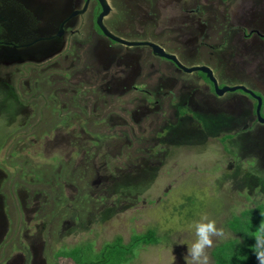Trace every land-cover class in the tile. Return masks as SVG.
Masks as SVG:
<instances>
[{
    "label": "rangeland",
    "instance_id": "rangeland-1",
    "mask_svg": "<svg viewBox=\"0 0 264 264\" xmlns=\"http://www.w3.org/2000/svg\"><path fill=\"white\" fill-rule=\"evenodd\" d=\"M3 1L32 40L57 33L73 2ZM109 1L131 30L179 53L184 66L212 63L221 88L264 95V43L238 30L261 25L254 19L264 0ZM88 23L70 22L79 37L51 48L0 47V264H61L59 250L90 241L99 251L151 229L167 239L132 264H185L190 225L203 214L226 234L208 249L215 264L214 249L233 236L230 219L264 204V125L255 122L254 99H217L201 73H177L147 49L109 53L89 38ZM128 64L136 69L118 81L116 67Z\"/></svg>",
    "mask_w": 264,
    "mask_h": 264
},
{
    "label": "flooded vegetation",
    "instance_id": "flooded-vegetation-1",
    "mask_svg": "<svg viewBox=\"0 0 264 264\" xmlns=\"http://www.w3.org/2000/svg\"><path fill=\"white\" fill-rule=\"evenodd\" d=\"M3 0H0V47H7V46H12L14 48H21V47H24V48H31L35 45H38V44H44L46 43V45L50 44V46H47V47H54L56 44V42L58 43L60 39H64L66 36H72V37H79V33L80 30L76 29V30H73L74 26H72L71 28L69 27V23L72 22V21H75L77 18H81L82 17H86L87 20L90 21V23L87 24V26L90 28L89 31L91 32V35L89 34V38H92L95 42H97L99 45H103L105 46V48H107V51L110 53V52H113L112 50H121V49H126L128 50L129 52H132L134 50H143V49H147L149 50V54L154 58V59H162L164 61H167L168 63L171 64V66L175 69V71L177 73H181L183 72L180 68H178L173 62H171L170 60H167V59H164V58H160L158 57L155 52H154V49L153 47L149 46V45H142V44H145V43H152V44H155L156 46L162 48L163 50H165V52L167 54H170V55H174L176 56L177 60L183 64V62L185 61L184 59H182L180 57V54L177 53V52H168L164 47L163 45H160L159 43H155V42H151V41H145L142 37L143 35L141 36L140 33L136 32L135 30H131L130 27V22H127L125 21V18L122 16L120 12L121 9H119L116 5H114L112 2H110L109 0H106L109 8H110V12L107 16H105L103 18V27L110 33L112 34L115 38H117L118 40H121V41H124L126 43H138L139 45L138 46H129L127 44H123L121 42H118V41H115V40H112L110 38H108L103 30L99 27L98 25V18L99 16L103 13V7H102V4L99 0H90L89 4H88V7H87V10L85 13L83 14H79L77 15L76 17H73L69 22L65 23V21L69 18L70 15H72L73 13L75 12H78V11H83L85 6L87 5L88 3V0H73V2H71L70 0V4H72L70 7H68V10L70 13L67 14L66 10H59L57 13L60 14L62 12H66L65 16L62 17L60 19L59 22H56V25L57 23L60 24L59 26V29H58V32L55 33L54 35H51V36H44V37H40V38H37L35 37V40H32V36L30 33H28V35L26 33H24V31H21V29L19 28L18 24H21V19H20V12H12L10 14H8L6 11H7V7H8V4L5 3V1ZM45 1H48V0H43V2ZM50 1V0H49ZM51 1H54V0H51ZM61 1V0H60ZM76 1V2H74ZM29 2V1H28ZM5 6V7H4ZM263 12L259 14H257V17L254 19V21H258L259 19H262L261 20V25H257L255 26V24H253L252 22H247L250 24L249 27H246V26H242L240 25L238 27V30H240L241 34L243 35V38L245 41H248V40H252L254 38V36H256L258 38V41L262 44L264 43V17L263 16V13H264V8H262ZM25 11L27 12V18L28 20L31 19L30 23H36V25L38 26V23H37V16H33L32 15V12H29L25 9ZM51 12V11H50ZM199 12V10H198ZM55 13V11H54ZM194 13V11H193ZM258 13V11H257ZM53 12L50 14H48V16L45 18V21L48 22V24H52L54 22V20H47L48 17L50 15H52ZM90 15V16H89ZM90 19H89V18ZM43 19V18H42ZM57 19V18H56ZM227 23V20L225 21V24L223 25L224 27V37L225 38H228V36H230L232 34L233 31H231V25L228 23L227 26H225ZM245 23V22H244ZM252 23V24H251ZM62 25H63V35L61 37H57V35L59 34V32L61 31L62 29ZM254 25V26H252ZM36 26V27H37ZM206 26V25H205ZM207 27V26H206ZM34 35V34H33ZM35 36V35H34ZM145 37V36H144ZM18 39H21V41H18ZM227 39H225V43L227 44L226 42ZM92 43V42H90ZM83 45V42L81 43ZM45 45V44H44ZM262 45L260 46H254V47H257L256 48V51H259V52H262ZM111 58V57H110ZM200 58V57H198ZM202 60L203 57H201ZM128 60H130V58H128ZM199 60V59H197ZM135 61V60H134ZM133 64V63H132ZM204 64L206 67L210 68L212 70V63H207L204 61ZM130 65L128 68H126V66L124 67V70H121L120 68H122L121 66L119 67H116L117 68V80L120 81V78H122V74H129V72L127 71L129 69L130 72L133 71V65L131 64H128ZM193 65V64H192ZM192 67H196V66H191L190 68ZM150 68L154 69L152 67V65H150ZM136 69V67L134 68ZM213 72V70H212ZM185 73V72H183ZM196 73H201V72H196ZM194 74V73H193ZM203 74V73H201ZM205 75V74H204ZM213 75H214V72H213ZM206 76V75H205ZM207 77V76H206ZM215 77V75H214ZM208 79V78H207ZM215 79L217 80V83L219 85V81L218 79L215 77ZM209 81V79H208ZM126 82V81H124ZM210 86L207 85L208 87V90L211 91L212 89L214 90V85L212 82H210ZM129 84H127L128 86ZM145 86L140 84L138 85V83L136 84H132L130 83V86L128 88H131L133 91L135 92H142V94L145 96L144 98H146V100L149 102L148 104H155L157 105L159 101H157L156 99H152L151 98V93H149L148 91L144 90ZM220 87V86H219ZM212 88V89H211ZM221 88V87H220ZM81 92V91H80ZM83 94H85L84 90H82ZM238 92H241V91H238ZM259 92V91H258ZM212 93V91H211ZM243 93V92H241ZM260 93V92H259ZM247 97L246 98H253L254 100V116H255V122L256 123H259V120H258V117L256 115V108H257V105H258V101H257V98L256 97H260L262 99V110H261V115H262V111H264V95L262 94H259L258 96L256 95V97H252L246 93H244ZM212 95L219 99V97L215 94V91L214 93H212ZM185 115H187L185 112L183 113ZM259 124H262V123H259ZM264 125V124H262Z\"/></svg>",
    "mask_w": 264,
    "mask_h": 264
},
{
    "label": "trees",
    "instance_id": "trees-1",
    "mask_svg": "<svg viewBox=\"0 0 264 264\" xmlns=\"http://www.w3.org/2000/svg\"><path fill=\"white\" fill-rule=\"evenodd\" d=\"M202 76L208 81L204 74ZM262 213L264 204L246 209L230 219L227 226L233 236L214 249L212 255L215 264H257L251 251L255 243L252 236L264 219ZM162 239H167V235L161 237L156 230L151 229L144 234L134 235L128 243L122 237H117L104 244L99 251L95 243L87 241L76 247L57 251L55 258L61 264H132L139 257L141 249L158 246Z\"/></svg>",
    "mask_w": 264,
    "mask_h": 264
},
{
    "label": "clouds",
    "instance_id": "clouds-1",
    "mask_svg": "<svg viewBox=\"0 0 264 264\" xmlns=\"http://www.w3.org/2000/svg\"><path fill=\"white\" fill-rule=\"evenodd\" d=\"M264 216V213H262ZM190 228L194 230L195 239L189 243L184 256L185 264H211L208 249L214 247V237L225 238L223 228H218L214 219L207 214L201 215L199 220L193 221ZM255 243L251 251L256 258L257 264H264V219L256 228L252 236Z\"/></svg>",
    "mask_w": 264,
    "mask_h": 264
},
{
    "label": "water",
    "instance_id": "water-1",
    "mask_svg": "<svg viewBox=\"0 0 264 264\" xmlns=\"http://www.w3.org/2000/svg\"><path fill=\"white\" fill-rule=\"evenodd\" d=\"M99 1L101 2L102 7H103V13L98 18V25L103 30L104 34L108 38H110L112 40H115V41H118V42H121L123 44H127L129 46H138L139 45L138 43H126L124 41L118 40L117 38H115L112 34H110L103 27V23H102L103 18L109 14L110 8H109L106 0H99ZM89 2H90V0H88V3L85 6V8H84L83 11H78V12L73 13L72 15L69 16V18L65 21V23L69 22L73 17H76L79 14L85 13L86 10H87V7H88ZM62 35H63V25H62V29L59 32V34L57 35V37H61ZM142 45H149V46L153 47L154 52H155V54L158 57L164 58V59H167V60H170L171 62H173L178 68H180L186 74H193V73H196V72H201V73L205 74L207 76V78L209 79V81L213 83L215 93H216V95L218 97H222V96H224L227 93H235V92H238V91H241L243 93H246V94H248V95H250L252 97H256V95L251 90H249V89H247L246 87H243V86L223 87V88H220L219 85H218V83H217V80L215 79V77L213 75L212 70L210 68L206 67V66H196V67L188 68V67L184 66L183 64H181L177 60L176 56L167 54L165 52V50H163L162 48L156 46L155 44L145 43V44H142ZM256 98H257V101H258V105H257V108H256V115L258 117L259 123L264 124V118L261 115V110H262V104H263V102H262V99L260 97H256Z\"/></svg>",
    "mask_w": 264,
    "mask_h": 264
}]
</instances>
